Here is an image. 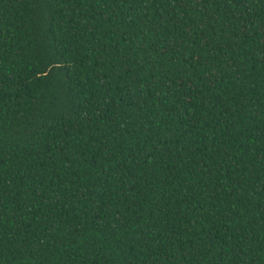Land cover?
<instances>
[{
  "label": "trees",
  "instance_id": "obj_1",
  "mask_svg": "<svg viewBox=\"0 0 264 264\" xmlns=\"http://www.w3.org/2000/svg\"><path fill=\"white\" fill-rule=\"evenodd\" d=\"M0 264H264V0H0Z\"/></svg>",
  "mask_w": 264,
  "mask_h": 264
}]
</instances>
